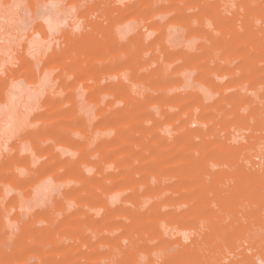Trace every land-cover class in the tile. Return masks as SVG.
I'll return each mask as SVG.
<instances>
[{
  "label": "rangeland",
  "instance_id": "374dc122",
  "mask_svg": "<svg viewBox=\"0 0 264 264\" xmlns=\"http://www.w3.org/2000/svg\"><path fill=\"white\" fill-rule=\"evenodd\" d=\"M0 111V264H264V0H0Z\"/></svg>",
  "mask_w": 264,
  "mask_h": 264
},
{
  "label": "bare ground",
  "instance_id": "6f19581e",
  "mask_svg": "<svg viewBox=\"0 0 264 264\" xmlns=\"http://www.w3.org/2000/svg\"><path fill=\"white\" fill-rule=\"evenodd\" d=\"M49 13H51V12H49ZM49 13H48V14H49ZM48 14H47V15H48ZM47 15H46V16H47ZM49 15H50V14H49ZM48 17H49V18H48ZM53 18H54V17H53ZM53 18L50 17V16H47V20L50 21V22H53V20H52ZM17 86H18V85H16V87H17ZM16 89H17V88H16ZM16 89H12V92H13L14 90H16ZM17 90H20V89H17ZM17 90H16V91H17ZM12 92H11V93H12ZM9 94H10V93H9ZM9 94H8V95H9ZM8 95H7V96H8ZM9 96H11V98L9 97V98H10L9 101H11V100L13 101V99L16 97V94H15V93H14L13 95L10 94ZM12 97H13V98H12ZM6 98H7V97H6ZM16 99H18V98H16ZM12 101H11V102H12ZM11 102H10V103H11ZM14 102H16V101H14ZM4 103H5V102H4ZM7 104H8V103H7ZM11 105H12V107L14 108L13 103H11ZM2 106H3V105H2ZM9 106H10V104L5 105V107L3 106V109H5L6 112H8L7 109H8V110L10 109ZM11 110H13V109H10V112H8L7 115H10V114H11ZM6 112H5V113H6ZM9 113H10V114H9ZM2 114H3V113H2ZM0 115H1V111H0ZM2 116H4V115H2ZM2 116H0V117H2ZM10 116H11V115H10ZM7 117H8V119H11V118H12V117H9V116H7ZM2 118H5V117H2ZM0 120H1V118H0ZM2 120H4V119H2ZM9 121H10V120H9ZM3 123H4V122H2V124H3ZM7 123H9V122L7 121ZM7 123H5V124H7ZM10 123H12V119H11ZM10 123H9V124H10ZM9 124H8V125H9ZM4 126H5V125H4ZM10 126H12V125H9L8 127L10 128ZM5 127H6V126H5ZM8 127H7V128H8ZM1 128L6 129V130L9 129V128H8V129H7V128H4L3 126H1ZM0 131H1V132H0L1 134L5 132L4 130H3L4 132H3L2 130H0Z\"/></svg>",
  "mask_w": 264,
  "mask_h": 264
}]
</instances>
